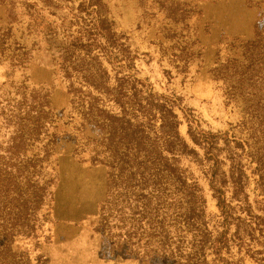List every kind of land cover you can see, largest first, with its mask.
<instances>
[{
  "label": "rangeland",
  "instance_id": "1",
  "mask_svg": "<svg viewBox=\"0 0 264 264\" xmlns=\"http://www.w3.org/2000/svg\"><path fill=\"white\" fill-rule=\"evenodd\" d=\"M53 1L51 10L40 0H0V264L55 257L62 264H264V0H101L133 60L130 74L174 103L179 134L197 153L179 159V178L149 169L131 182L115 163L109 134L85 116L88 104L68 94L71 83L88 89L78 69L83 55H73L70 79L56 66L69 47L61 19L71 21L88 0ZM101 61L113 78L119 65ZM189 124L245 144L249 205L232 200L225 186L233 208L227 228L210 188L212 157L190 142ZM217 154L222 160L224 152ZM96 167L105 171V196L94 215L54 212L55 194L90 186L96 174L87 171ZM71 229L83 230V243L72 248ZM220 232L228 242L217 255Z\"/></svg>",
  "mask_w": 264,
  "mask_h": 264
},
{
  "label": "trees",
  "instance_id": "2",
  "mask_svg": "<svg viewBox=\"0 0 264 264\" xmlns=\"http://www.w3.org/2000/svg\"><path fill=\"white\" fill-rule=\"evenodd\" d=\"M40 2H43L44 6L52 7L51 10L57 7L53 0ZM23 6L31 7L25 3ZM103 8L101 0L83 1L74 10L75 13H72L71 21L61 19L60 27L63 37L69 41V47L63 49V53L56 58V66L64 79H70L72 77L70 72L76 69L70 66L71 59L76 52L82 54L78 69L88 88L85 91L76 89L71 83L68 94L73 102L88 104L85 116L99 123L103 136L105 133L109 134V140L116 146L115 163L130 182L136 177L144 178L145 172L149 169L154 172L150 176L157 177L165 170H170L174 178H179L176 169L179 159L190 154L197 156V153L189 149L186 140L179 134L180 123L174 113V103L150 92L141 80L130 74L133 60L124 46L119 44L122 36L115 32L113 22L101 13ZM51 14L55 15V12L52 11ZM72 26L77 27L74 33H70ZM45 29L47 34L52 36L54 29L51 25L47 24ZM253 44L255 43H251ZM101 59L113 66L119 65V71L115 72L113 78L106 72ZM112 79L113 84L109 85ZM107 103L115 110L102 109ZM157 122L160 136L152 142L149 132L155 129L153 126ZM226 134L196 132L190 124L187 130V136L193 146L201 148L212 157L207 158L208 161H213L210 188L223 228H227L233 210L225 197L226 185L230 189L232 200L239 199L237 201L248 204V195L245 193L248 178L240 158L246 151L245 144L235 140L230 142L225 137ZM220 141L224 144L222 150L218 149ZM214 151L224 152L222 160L217 159L218 154L217 152L213 154ZM224 165H228V173L221 172ZM134 168L135 171L132 170ZM130 182L126 184L127 187L132 184ZM256 185L257 189H260V180ZM207 241V236L204 235L201 243L206 244ZM227 242L225 232H220L216 236L213 243L217 255Z\"/></svg>",
  "mask_w": 264,
  "mask_h": 264
},
{
  "label": "crops",
  "instance_id": "3",
  "mask_svg": "<svg viewBox=\"0 0 264 264\" xmlns=\"http://www.w3.org/2000/svg\"><path fill=\"white\" fill-rule=\"evenodd\" d=\"M104 170L100 167L92 168V170L87 171L89 175H95L96 178L93 179V182L90 186H82V184L73 185L72 187L69 186L66 190V187L63 188L62 191L67 193L58 192L55 194V197L52 198L54 212L57 209L63 210L60 215L69 216V217H76V216H92L95 213V209L100 202H102L105 196V181H104ZM79 195H78V194ZM65 232L75 233V236H71L66 240L70 248L75 245H80L81 242L83 243V230L79 229H71ZM72 235V234H71ZM79 247V246H76ZM75 248V247H74ZM58 258L55 257L51 264H62L61 260L58 261ZM101 259H95L93 264H103L101 261H96ZM75 264H83L79 263V260L75 259L72 260ZM66 264V263H64ZM84 264H87L85 262ZM90 264V262H88Z\"/></svg>",
  "mask_w": 264,
  "mask_h": 264
}]
</instances>
